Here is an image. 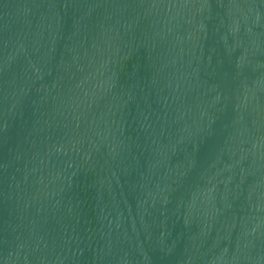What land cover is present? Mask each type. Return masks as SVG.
I'll use <instances>...</instances> for the list:
<instances>
[{"label":"water","instance_id":"obj_1","mask_svg":"<svg viewBox=\"0 0 264 264\" xmlns=\"http://www.w3.org/2000/svg\"><path fill=\"white\" fill-rule=\"evenodd\" d=\"M0 264H264V0H0Z\"/></svg>","mask_w":264,"mask_h":264}]
</instances>
